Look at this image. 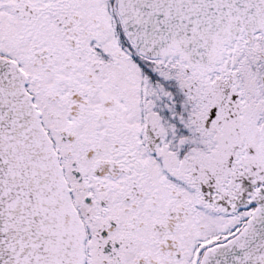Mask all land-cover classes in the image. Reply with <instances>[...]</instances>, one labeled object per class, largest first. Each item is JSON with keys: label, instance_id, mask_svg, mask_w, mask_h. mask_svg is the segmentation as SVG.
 <instances>
[{"label": "snow or ice", "instance_id": "1", "mask_svg": "<svg viewBox=\"0 0 264 264\" xmlns=\"http://www.w3.org/2000/svg\"><path fill=\"white\" fill-rule=\"evenodd\" d=\"M0 264H264V0H0Z\"/></svg>", "mask_w": 264, "mask_h": 264}]
</instances>
